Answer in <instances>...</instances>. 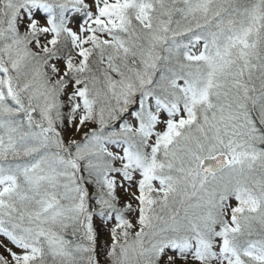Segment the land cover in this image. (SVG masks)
<instances>
[{
    "label": "snow or ice",
    "instance_id": "1",
    "mask_svg": "<svg viewBox=\"0 0 264 264\" xmlns=\"http://www.w3.org/2000/svg\"><path fill=\"white\" fill-rule=\"evenodd\" d=\"M0 264H264V0H0Z\"/></svg>",
    "mask_w": 264,
    "mask_h": 264
}]
</instances>
